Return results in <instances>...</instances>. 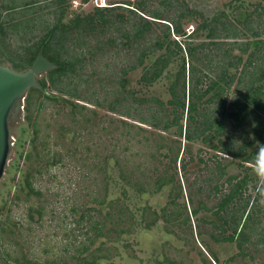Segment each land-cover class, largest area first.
<instances>
[{
	"label": "rangeland",
	"instance_id": "374dc122",
	"mask_svg": "<svg viewBox=\"0 0 264 264\" xmlns=\"http://www.w3.org/2000/svg\"><path fill=\"white\" fill-rule=\"evenodd\" d=\"M14 1L33 4L8 11L1 8L8 0H0V26L6 28L5 38H0V65L10 69L12 61L24 59L21 48L38 39L54 20L51 0ZM170 3L165 9L160 0H68L64 20L92 14L100 7H113L108 9L111 16H129L131 21L136 20L133 13L151 20L147 15L154 10L161 11L163 19L190 10L204 17L227 16L220 22H232L233 17L240 22L249 13L248 26L258 32L264 29V0ZM196 19L180 21L185 34L193 30ZM12 25L16 30L12 31ZM128 27V23L105 27L103 33L86 38L85 46L73 47L77 54L90 51V55L84 53L83 69L70 85L76 87L77 98L49 89L44 91L45 97L31 94L29 111H20L11 121L9 153L0 178V264H264V182L254 169L240 168L238 159L218 154L221 159L216 161L225 165L226 175L216 181L213 151L201 148L200 143H186L173 135V129L162 132L150 127V121L143 124L138 120L170 111L168 86L179 61H172L156 82L143 86L139 83L141 70L158 53L134 70L127 68L151 45L160 26L153 25L151 37L144 36L132 50L120 46L119 36ZM235 28L240 30L241 25ZM108 39L113 46L107 44ZM256 40V47L249 46L241 54L244 60L252 51L254 56L264 52V33ZM191 41L205 42L201 35ZM96 44L100 48L95 49ZM203 52L212 55L206 48ZM233 54H238L236 49ZM253 63L255 69L251 65L249 71L259 73L256 68L264 59ZM45 77L44 73L37 79ZM120 79L125 80L122 87ZM234 86L233 82L222 97L225 106L236 94ZM151 98L158 102L148 101ZM258 120L264 123V116L252 114L243 122L246 141L254 138L247 123L253 126ZM232 124L224 120V134L237 138L240 132ZM257 144L245 152L257 149ZM244 173L250 178L245 196L251 205L247 222L251 230L246 231L247 242L238 249L234 243L211 238L219 236L210 225L211 212L193 216L190 211L197 201L207 208L214 206L225 186L219 193L213 187L226 176L240 179ZM158 177L172 181L155 191ZM117 210L123 214L120 220Z\"/></svg>",
	"mask_w": 264,
	"mask_h": 264
},
{
	"label": "trees",
	"instance_id": "16d2710c",
	"mask_svg": "<svg viewBox=\"0 0 264 264\" xmlns=\"http://www.w3.org/2000/svg\"><path fill=\"white\" fill-rule=\"evenodd\" d=\"M67 1L51 0L50 5L54 7L51 11L53 22L41 30L42 33L38 39L27 47L21 48L24 59L12 61V69L22 71L25 66L32 63L39 51L44 59L55 66L53 70L45 73V78L36 80L40 87L39 90L29 89L26 92L23 108L25 113L29 111V102L32 100L30 95L36 94L42 97L44 91L48 89L69 98H77L76 87H70V85L73 84L74 77H78L76 72H81L83 69L84 53L90 55V51L77 54L73 52V47L85 46L86 38L103 33L105 27H114L115 24L127 26L128 23L127 30H123L119 36L122 41L120 46L132 50V47L143 40L144 36L151 37L153 25H159V34L154 36L150 46L146 45L147 47L137 54L136 63L128 66L127 70L140 67L146 58L149 60L153 53H158L152 62L142 68L139 77V83L149 86L162 76L172 61L178 59L177 72L168 86L170 100L167 101V104L170 106V111L149 115L148 120L143 117H139L138 120L143 124L150 121V127L162 132H169L173 129V135L182 138L186 143H200L201 148L213 151L215 154H213L212 176L216 181L226 175L225 165L216 161L221 159L217 158L216 154L232 160L238 159L240 161L238 166L244 171L254 169L258 147L248 152L245 150L256 142H258L257 146L264 145V123L263 120H258L255 121V125L251 126L248 122L247 127L254 138L246 141L248 131L243 129L245 124L243 122L252 114H255L256 117L264 116V64H258L256 70L261 72L259 74L254 70L253 63V60H261L262 57L264 59V52L254 56L252 51L245 60L241 54L246 53L249 46L256 47L259 43V40L256 39L264 33V29L258 32L248 26L249 13L244 14L240 22L236 17H233L232 22H228V20L220 22V18L225 15L215 14L211 17H204L195 11L186 10L163 19L162 12L154 10L147 15L151 20L133 13L136 20L131 21L129 16L126 18H121L120 15L111 16L108 9L113 7H100L95 8L92 14L75 15L64 20L67 13ZM8 2L6 5H1V8L11 11L15 7L24 8L33 4L30 1H20L19 4L14 0H8ZM170 2L171 0H160L165 9L170 6ZM262 11L264 10L262 9ZM129 13L132 14V11ZM195 17H197L195 27L189 34H185L180 21L182 19L194 21ZM238 24L241 25L240 30L235 28V25ZM13 26H11L12 31L16 30ZM5 29L0 26L1 39L6 36ZM200 35L203 36L205 42L194 44L191 40ZM243 38V42L237 41V39ZM248 38L254 40L248 41ZM107 44L113 46L114 42L108 39ZM94 48L98 49L100 46L96 44ZM205 48L207 52H212L211 56H207L208 54L203 52ZM233 49H236L238 54L232 55ZM216 51L217 53H214ZM212 62L215 63L212 64ZM251 65L254 72L249 71ZM213 66L212 72L211 67ZM260 66L263 67L262 70ZM121 73L125 74V71ZM233 82L236 94L225 106L222 97L226 96ZM124 83L125 80H119L121 87ZM148 101L158 102L152 98ZM214 105L220 109H214ZM208 106L212 107L207 108ZM108 109L113 110L111 107ZM248 109L249 111H247ZM226 119L233 123L232 129H237L240 132L239 137H229L224 134L223 123ZM233 139L239 142L238 146ZM244 164L250 166H244ZM171 181L170 177L167 179L156 178L154 180L155 191L168 185ZM248 182H250V178L246 173L240 179L235 176H226L220 185L213 187V191L219 193L222 186H225V193L221 195L214 206L207 208L203 202L197 201L195 208L190 211L193 216L199 212H211L213 222H210V225L219 232V236L211 238L221 243H234L238 249L242 243L247 242L246 231L251 230L247 226L251 205L249 196H245ZM196 191L201 190L197 188ZM191 197H189L190 203L192 202ZM124 211L130 216L126 207H124ZM117 212L120 220L123 214L121 210H117ZM118 223L117 220L113 224L117 225ZM93 225L96 228V223ZM210 256L215 263V256L212 254ZM88 264H93V261Z\"/></svg>",
	"mask_w": 264,
	"mask_h": 264
},
{
	"label": "water",
	"instance_id": "95a60500",
	"mask_svg": "<svg viewBox=\"0 0 264 264\" xmlns=\"http://www.w3.org/2000/svg\"><path fill=\"white\" fill-rule=\"evenodd\" d=\"M54 68L39 51L32 63L22 71L0 65V178L10 147L8 117L20 111V104L29 89H40L37 78Z\"/></svg>",
	"mask_w": 264,
	"mask_h": 264
},
{
	"label": "clouds",
	"instance_id": "9594fccd",
	"mask_svg": "<svg viewBox=\"0 0 264 264\" xmlns=\"http://www.w3.org/2000/svg\"><path fill=\"white\" fill-rule=\"evenodd\" d=\"M257 147L254 171L260 180L264 182V145H258Z\"/></svg>",
	"mask_w": 264,
	"mask_h": 264
},
{
	"label": "flooded vegetation",
	"instance_id": "af4514ba",
	"mask_svg": "<svg viewBox=\"0 0 264 264\" xmlns=\"http://www.w3.org/2000/svg\"><path fill=\"white\" fill-rule=\"evenodd\" d=\"M28 66H25L24 69H26ZM25 99V98H24ZM24 99L22 100L23 102H21L22 104H20V111H23V108H24ZM20 111L18 113H12L9 115L8 117V124H9V127H10V123L11 121H14L15 119H17V116L18 114L20 113ZM10 130V129H9Z\"/></svg>",
	"mask_w": 264,
	"mask_h": 264
}]
</instances>
